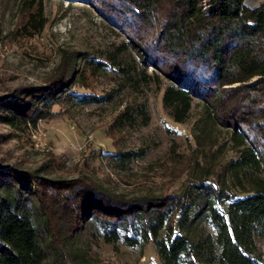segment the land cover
<instances>
[{"label":"trees","instance_id":"1","mask_svg":"<svg viewBox=\"0 0 264 264\" xmlns=\"http://www.w3.org/2000/svg\"><path fill=\"white\" fill-rule=\"evenodd\" d=\"M61 1L89 6L125 40L103 57L65 52L44 86L0 98L1 124L28 130L54 117L63 101L109 104L126 86L139 92L166 81L163 105L175 122H185L199 100L204 134L223 131L233 157L213 164L212 150L181 192L137 198L87 177L52 179L46 166L24 171L0 163V264H85L76 235L88 227L99 228L108 244H152L161 264H264V0L255 8L245 0ZM19 6L23 37L42 34L44 0ZM110 66L124 84L94 92L92 82ZM149 121L146 103L129 104L110 130ZM110 156L125 165L144 151Z\"/></svg>","mask_w":264,"mask_h":264},{"label":"rangeland","instance_id":"2","mask_svg":"<svg viewBox=\"0 0 264 264\" xmlns=\"http://www.w3.org/2000/svg\"><path fill=\"white\" fill-rule=\"evenodd\" d=\"M262 2L249 0L252 5ZM19 3L20 0H0V98L11 96L20 87L44 86L65 52H89L103 57L125 40L89 6L69 5L61 0H44L45 30L33 38L23 37L25 19ZM123 84L113 66L92 82L98 94ZM167 85L166 81L159 86L152 83L139 92L126 86L109 104L80 106L63 101L54 107V117L28 130H15L0 123V163L24 171L46 166L44 174L52 179L87 177L127 198L179 193L194 177L198 160L209 162L213 150L216 160L212 163L218 164L231 159L233 152L225 148L223 131L211 128V138L207 139L199 100L194 101L185 122H175L163 105ZM141 102L148 107L147 125L137 123L121 133L110 130L115 117L127 105ZM213 143L217 145L213 147ZM220 146L223 149L217 151ZM117 150H143L144 156L123 165L110 156ZM76 238L85 264H161L152 244L137 248L108 244L100 229L94 227H88ZM259 246L264 254V240Z\"/></svg>","mask_w":264,"mask_h":264},{"label":"crops","instance_id":"3","mask_svg":"<svg viewBox=\"0 0 264 264\" xmlns=\"http://www.w3.org/2000/svg\"><path fill=\"white\" fill-rule=\"evenodd\" d=\"M260 3H256V4H250L249 3V0H245V5L246 6H248V7H250V8H255V7H257L258 5H259Z\"/></svg>","mask_w":264,"mask_h":264}]
</instances>
